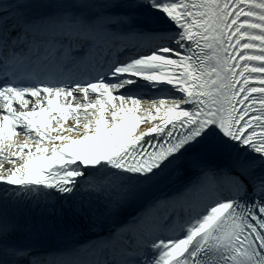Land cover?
Wrapping results in <instances>:
<instances>
[{"label":"snow or ice","instance_id":"obj_1","mask_svg":"<svg viewBox=\"0 0 264 264\" xmlns=\"http://www.w3.org/2000/svg\"><path fill=\"white\" fill-rule=\"evenodd\" d=\"M0 264H264V0H0Z\"/></svg>","mask_w":264,"mask_h":264}]
</instances>
